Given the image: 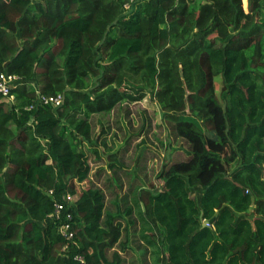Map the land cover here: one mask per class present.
Listing matches in <instances>:
<instances>
[{
    "label": "trees",
    "instance_id": "obj_1",
    "mask_svg": "<svg viewBox=\"0 0 264 264\" xmlns=\"http://www.w3.org/2000/svg\"><path fill=\"white\" fill-rule=\"evenodd\" d=\"M128 1L0 0V264H264V0ZM147 94L185 157L95 181L92 116Z\"/></svg>",
    "mask_w": 264,
    "mask_h": 264
},
{
    "label": "rangeland",
    "instance_id": "obj_2",
    "mask_svg": "<svg viewBox=\"0 0 264 264\" xmlns=\"http://www.w3.org/2000/svg\"><path fill=\"white\" fill-rule=\"evenodd\" d=\"M246 3L244 4L245 8L247 6ZM221 87L222 81L220 75H218L215 80V88L218 94H220ZM92 125L93 133L95 134L103 133L101 130L106 129L105 134L99 135V146L97 147L99 152L97 156L90 154V175L95 181L96 175L94 171L97 170L96 167L102 166L104 169H108L110 150H117L119 153L118 157H123L122 162L127 165V171L134 170L136 164L142 166L143 170L141 172L139 170L136 171L141 178L134 179L131 183L136 185L142 179L141 181L146 187L151 184H161V180L156 177V172L164 161L183 159L185 157L184 152L181 149H176V147L180 144L187 146V144L183 140L174 138L168 123L162 117L159 105L149 94L139 101H122L119 106H115L108 113L94 114L92 116ZM127 137H129L131 142L130 148L127 147V144L124 145V139ZM137 142L141 146L137 147ZM174 147L176 150H174ZM126 170L120 171L119 174L125 186L115 191L120 196L127 193V184L132 179L130 173H126ZM104 171L100 174V179L97 180L100 185H103V181L109 175L108 172L106 174ZM108 192L106 191V195L110 197L111 194H107ZM147 261L152 264L150 257H147ZM137 264L146 263L138 262Z\"/></svg>",
    "mask_w": 264,
    "mask_h": 264
},
{
    "label": "built area",
    "instance_id": "obj_3",
    "mask_svg": "<svg viewBox=\"0 0 264 264\" xmlns=\"http://www.w3.org/2000/svg\"><path fill=\"white\" fill-rule=\"evenodd\" d=\"M136 0H129L128 2H126L124 4V8L128 9L131 6V2H134ZM19 80V76L15 75V74H8L5 73L4 71H0V95L7 98L8 97V101H14V96L10 94V89L11 87H13ZM39 103L42 104H52L54 106H59L62 102V95L61 94H57V95H53V96H45L40 94L39 95ZM32 106H29L28 108H30ZM75 196L74 195H70V194H66L64 196L65 200H74ZM63 208V203H56L55 204V211L54 213H52L51 215L58 217L60 214V211ZM66 229V226L64 227V230ZM63 230V231H64ZM71 236V233L68 234V237Z\"/></svg>",
    "mask_w": 264,
    "mask_h": 264
}]
</instances>
